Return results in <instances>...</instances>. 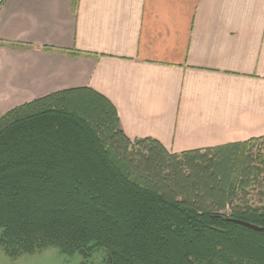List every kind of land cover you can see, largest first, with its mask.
<instances>
[{
  "label": "trees",
  "instance_id": "trees-1",
  "mask_svg": "<svg viewBox=\"0 0 264 264\" xmlns=\"http://www.w3.org/2000/svg\"><path fill=\"white\" fill-rule=\"evenodd\" d=\"M234 220L264 227V135L172 153L129 138L88 86L0 115V249L11 259L264 264V231Z\"/></svg>",
  "mask_w": 264,
  "mask_h": 264
},
{
  "label": "crops",
  "instance_id": "crops-1",
  "mask_svg": "<svg viewBox=\"0 0 264 264\" xmlns=\"http://www.w3.org/2000/svg\"><path fill=\"white\" fill-rule=\"evenodd\" d=\"M88 86L172 153L264 135V0H0V115Z\"/></svg>",
  "mask_w": 264,
  "mask_h": 264
},
{
  "label": "rangeland",
  "instance_id": "rangeland-1",
  "mask_svg": "<svg viewBox=\"0 0 264 264\" xmlns=\"http://www.w3.org/2000/svg\"><path fill=\"white\" fill-rule=\"evenodd\" d=\"M50 250V249H48ZM97 253V254H96ZM96 256L93 259L95 264H100V259L102 260L103 254L97 251ZM69 258H62L57 256L55 253L50 251H44L42 253L35 254H23L18 258L11 259L10 257L4 255L0 249V264H78L81 257L75 256ZM102 263V262H101Z\"/></svg>",
  "mask_w": 264,
  "mask_h": 264
},
{
  "label": "water",
  "instance_id": "water-1",
  "mask_svg": "<svg viewBox=\"0 0 264 264\" xmlns=\"http://www.w3.org/2000/svg\"><path fill=\"white\" fill-rule=\"evenodd\" d=\"M236 222H239L253 230H256V231H264V227H260V226H257V225H254V224H251V223H247V222H242V221H238V220H234Z\"/></svg>",
  "mask_w": 264,
  "mask_h": 264
}]
</instances>
